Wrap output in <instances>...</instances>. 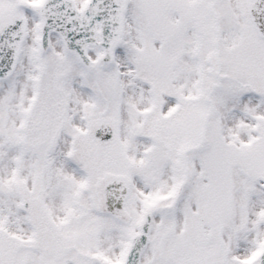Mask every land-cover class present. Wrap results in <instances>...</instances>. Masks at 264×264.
Masks as SVG:
<instances>
[{
  "label": "snow or ice",
  "instance_id": "snow-or-ice-1",
  "mask_svg": "<svg viewBox=\"0 0 264 264\" xmlns=\"http://www.w3.org/2000/svg\"><path fill=\"white\" fill-rule=\"evenodd\" d=\"M0 264H264V0H0Z\"/></svg>",
  "mask_w": 264,
  "mask_h": 264
}]
</instances>
